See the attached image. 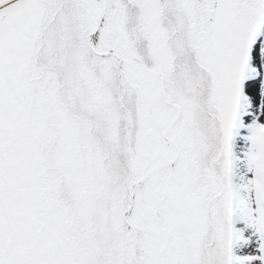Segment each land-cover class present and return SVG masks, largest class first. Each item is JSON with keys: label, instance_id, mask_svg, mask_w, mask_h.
<instances>
[{"label": "snow or ice", "instance_id": "obj_1", "mask_svg": "<svg viewBox=\"0 0 264 264\" xmlns=\"http://www.w3.org/2000/svg\"><path fill=\"white\" fill-rule=\"evenodd\" d=\"M0 264H264V0H0Z\"/></svg>", "mask_w": 264, "mask_h": 264}]
</instances>
